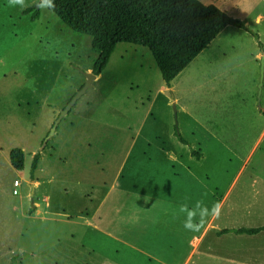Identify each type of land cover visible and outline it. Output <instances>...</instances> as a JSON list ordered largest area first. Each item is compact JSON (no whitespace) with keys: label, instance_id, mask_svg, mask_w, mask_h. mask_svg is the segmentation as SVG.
Instances as JSON below:
<instances>
[{"label":"rangeland","instance_id":"374dc122","mask_svg":"<svg viewBox=\"0 0 264 264\" xmlns=\"http://www.w3.org/2000/svg\"><path fill=\"white\" fill-rule=\"evenodd\" d=\"M198 1L245 28L225 27L170 87L147 47L118 43L46 140L91 72V38L38 0H0V264H264V231L183 227L222 198L213 226L264 224V0ZM100 208L106 233L84 224Z\"/></svg>","mask_w":264,"mask_h":264},{"label":"trees","instance_id":"16d2710c","mask_svg":"<svg viewBox=\"0 0 264 264\" xmlns=\"http://www.w3.org/2000/svg\"><path fill=\"white\" fill-rule=\"evenodd\" d=\"M43 2V0H42ZM49 8L71 30L91 38L96 54L91 72L98 76L106 67L116 45L121 42L147 47L166 86L227 26L245 28L243 22L228 17L213 5L198 0H52ZM38 10L31 16L34 20ZM259 46L263 50V45ZM178 138L187 143L179 134ZM197 157L200 153L191 150ZM40 154L31 162L37 169ZM11 165L24 168V151L9 152ZM32 176V175H31ZM264 225L222 229L218 234L255 235Z\"/></svg>","mask_w":264,"mask_h":264},{"label":"crops","instance_id":"0c3cea01","mask_svg":"<svg viewBox=\"0 0 264 264\" xmlns=\"http://www.w3.org/2000/svg\"><path fill=\"white\" fill-rule=\"evenodd\" d=\"M259 19H260V17L258 16L257 18H256V22L257 21H259ZM263 54H264V52H263ZM264 133V127H263V131H262V134ZM2 155H3V152H2V149L0 148V158H2ZM7 164H8V166H9V168H11V170H14V172L15 173H17L19 170H16L12 165H11V163H10V160H9V154H8V156H7ZM19 172H21V171H19ZM15 180H17L16 178H14L13 179V182L15 181ZM34 183V185L36 184V183H38L37 181H34L33 182ZM115 184L116 183H112V185L110 186V188L109 189H111V190H113V188H115L116 186H115ZM251 186H253V187H255L256 188V183H252V185ZM14 193V192H13ZM107 200V195H105L104 196V201H106ZM223 201H224V198H222L220 201H219V203L220 204H222L223 203ZM90 215V214H89ZM88 214H85V216H84V224H86V226H88L89 228H90V230H94V231H96V232H101V233H106L105 232V230H103V228H101L102 227V222L105 220V219H107L108 217L104 214V213H102V210H101V208L100 209H96V212H95V214L92 216V218H89L88 219ZM79 217V216H78ZM79 218H81V217H79ZM212 216H211V218H210V220H209V222H208V224H207V226H206V229H208V228H211V227H214V229H217L218 231L219 230H222V229H226L227 227H224V226H222V228H220V226H218V227H215V226H213V222H211V220H212ZM82 220H83V218H82ZM262 225H264V224H262ZM235 228H239V227H231V228H227V229H235ZM260 233V232H259ZM228 234H233V233H228ZM221 235H224V234H221ZM234 235H236V234H234ZM256 235V234H255ZM196 241L197 242H199V239H196Z\"/></svg>","mask_w":264,"mask_h":264},{"label":"clouds","instance_id":"9594fccd","mask_svg":"<svg viewBox=\"0 0 264 264\" xmlns=\"http://www.w3.org/2000/svg\"><path fill=\"white\" fill-rule=\"evenodd\" d=\"M9 3L10 5H13V6L16 4H20L22 7L26 6L24 5V0H9ZM38 6L41 8H44V7L54 8V4L52 3V0H43V2H41ZM221 209H222V205L219 202L214 203L212 206L211 213L204 215L195 226H191L190 222L184 221L183 227L188 231H198L201 227H203V225L206 222V219L209 216L218 218L221 213Z\"/></svg>","mask_w":264,"mask_h":264},{"label":"water","instance_id":"95a60500","mask_svg":"<svg viewBox=\"0 0 264 264\" xmlns=\"http://www.w3.org/2000/svg\"><path fill=\"white\" fill-rule=\"evenodd\" d=\"M38 2H42V0H38ZM262 59H264V55H262ZM260 80H259V89L262 85V77H263V60L261 61V66H260ZM86 76V83L83 85V87L74 95V97L67 103V105L65 106V108L60 112V115L58 117V119L55 121L53 127L50 130V133L48 135V137L46 138V140H48L50 138V136L52 135V133L54 132L59 120L63 117V115H65L69 109L73 106V104L75 103V101L77 100V98L85 92L86 88L88 86L91 85V82L96 78V75L92 72L90 73H85ZM45 144V143H44Z\"/></svg>","mask_w":264,"mask_h":264},{"label":"built area","instance_id":"2783aa9c","mask_svg":"<svg viewBox=\"0 0 264 264\" xmlns=\"http://www.w3.org/2000/svg\"><path fill=\"white\" fill-rule=\"evenodd\" d=\"M13 185L16 187V186H19L20 185V181L17 179L13 182ZM14 193L16 192V190L13 191Z\"/></svg>","mask_w":264,"mask_h":264}]
</instances>
